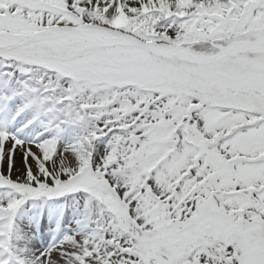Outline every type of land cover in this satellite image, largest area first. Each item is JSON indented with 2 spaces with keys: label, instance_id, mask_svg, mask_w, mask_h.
Listing matches in <instances>:
<instances>
[{
  "label": "snow or ice",
  "instance_id": "6c2138e0",
  "mask_svg": "<svg viewBox=\"0 0 264 264\" xmlns=\"http://www.w3.org/2000/svg\"><path fill=\"white\" fill-rule=\"evenodd\" d=\"M0 264H264V0H0Z\"/></svg>",
  "mask_w": 264,
  "mask_h": 264
}]
</instances>
